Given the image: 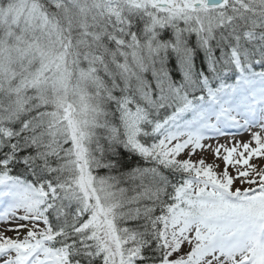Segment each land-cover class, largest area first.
Returning a JSON list of instances; mask_svg holds the SVG:
<instances>
[{
	"label": "snow or ice",
	"instance_id": "6c2138e0",
	"mask_svg": "<svg viewBox=\"0 0 264 264\" xmlns=\"http://www.w3.org/2000/svg\"><path fill=\"white\" fill-rule=\"evenodd\" d=\"M0 264H264V0H0Z\"/></svg>",
	"mask_w": 264,
	"mask_h": 264
},
{
	"label": "rangeland",
	"instance_id": "374dc122",
	"mask_svg": "<svg viewBox=\"0 0 264 264\" xmlns=\"http://www.w3.org/2000/svg\"><path fill=\"white\" fill-rule=\"evenodd\" d=\"M234 138H235L236 140H247V139H248V135H247L246 133H237V134L235 135ZM232 139H233L232 136H228L227 138H220L219 143H221V144L228 143L229 146H231V145H230V142H231ZM216 142H217V141H216L215 139L210 140V141H207V143H211V144H213V145H215ZM203 155H204L205 158H206V162H209V163L213 162V159H214V158L212 157L211 154H209V153H203ZM196 158H198V156H197V157H194V159H196ZM217 162L221 164V167L223 166L221 161H217ZM252 162H253V163H260V161H257V160H255V159H253Z\"/></svg>",
	"mask_w": 264,
	"mask_h": 264
}]
</instances>
